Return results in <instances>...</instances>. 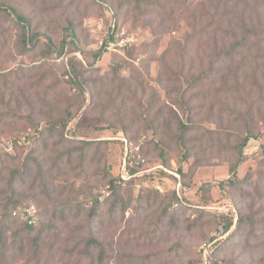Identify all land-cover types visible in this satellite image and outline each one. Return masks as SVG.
Wrapping results in <instances>:
<instances>
[{"label": "rangeland", "instance_id": "obj_1", "mask_svg": "<svg viewBox=\"0 0 264 264\" xmlns=\"http://www.w3.org/2000/svg\"><path fill=\"white\" fill-rule=\"evenodd\" d=\"M0 4L39 35L25 48L0 13V264H35L43 225L40 264H86L65 250L91 232L105 264H264V0ZM178 118L195 123L185 162ZM241 151L239 181L220 184ZM28 203L41 221L29 233L12 215Z\"/></svg>", "mask_w": 264, "mask_h": 264}, {"label": "trees", "instance_id": "obj_2", "mask_svg": "<svg viewBox=\"0 0 264 264\" xmlns=\"http://www.w3.org/2000/svg\"><path fill=\"white\" fill-rule=\"evenodd\" d=\"M2 12L13 15L15 22L17 24H20V26L23 30V36H22L23 46L25 48L35 46L37 41H38L39 35H38V33H35L31 36H28V34L30 33V27H31L29 20L25 16H23L22 14L18 13V11L14 7H11V6H8L5 4H0V13H2ZM71 33L74 34L73 30H71ZM111 41L112 42L115 41L113 34L110 36L109 42H111ZM109 42H107V43H109ZM241 44H242V42L240 44H237V46L241 45ZM234 46H236V45H234ZM104 49H105V46L102 47V50H100L99 52L94 54L95 61L102 57ZM235 50H236V48H234L232 51H235ZM231 54H232V52H231ZM85 59L87 60V65H93V62H91L87 56H85ZM80 65L82 66L83 63L80 62ZM70 67H73V69H75L74 70L75 74H73V80H74V82L77 83V79H79L81 74L79 71L76 70V67L72 63V61H71L69 68ZM218 70H219V67L216 68L213 65H211L208 67L207 70L202 71L200 74L193 77L190 80V84L193 86L202 85L204 82L210 81L212 76H217L219 74ZM72 118H74L73 114L71 112H68L66 114V116L60 117V118L50 122L48 131H50L51 133H54L61 128L63 130H65L66 127L68 126V124L70 123V121L72 120ZM194 129H195V123L194 122H190V121L184 122L183 120L178 118V132H176L174 134V140L179 147V151L181 152L183 162L189 160V157L191 155L192 149L188 144V137H189V134L192 131H194ZM247 131H248V133L243 138V141H242V144L240 147L241 150H243L245 148V146L247 145V143L249 142L250 139L256 138V136L251 134L250 130H247ZM83 143H84L85 147H88L91 144V142H89V141L83 142ZM240 153H241L240 154L241 156L230 167V175H231L230 178H228V180H226L224 182H221L220 184H225L226 182L233 184V183L239 181L238 180L239 179L238 178V168L244 160V157L242 155V151ZM84 154L85 153L83 152L82 155L84 156ZM178 171L184 176L183 165H181L179 167ZM113 183L114 182L112 181V184ZM96 202H98V200H96ZM125 209H126V207L123 208V210H125ZM15 210H17V209H15ZM13 211H12V215L14 217H16L18 219L19 218L22 219L23 224H24L23 230L25 232H28V233L33 232L35 227L33 225H30L21 216L14 215ZM90 217L92 219L95 218V213L93 211H91ZM246 218L249 220H252V218L250 216L245 217V219ZM243 220H244V218L241 215V217L239 218L238 226H240V224L243 222ZM38 223H41V221L39 220ZM48 228H49V226H46V225L41 226L39 228L37 234L33 238L32 245H33V258L35 259V264L41 263L42 248H43L42 237ZM88 228L90 229L91 226H89ZM56 233H58V231ZM55 238L58 240L59 236H56ZM2 246L6 247L4 242H2ZM95 249H98L97 257H95V254H94ZM65 252L68 253L70 258L71 257L74 258L75 263H82L84 261H87L88 264H105V262L108 258L104 243L99 238H97L94 234H92V232L89 234V236L80 240L76 244V246H74V248L66 249Z\"/></svg>", "mask_w": 264, "mask_h": 264}, {"label": "built area", "instance_id": "obj_3", "mask_svg": "<svg viewBox=\"0 0 264 264\" xmlns=\"http://www.w3.org/2000/svg\"><path fill=\"white\" fill-rule=\"evenodd\" d=\"M109 43L111 44L113 42L111 41ZM67 77H69V75H67ZM13 214L21 216L24 220H26L30 225L33 226L37 225L39 222L38 211L36 205H34L33 203H28L22 209L14 210Z\"/></svg>", "mask_w": 264, "mask_h": 264}]
</instances>
